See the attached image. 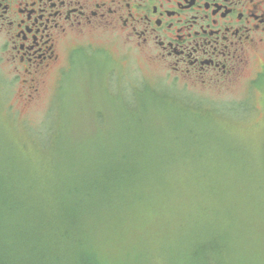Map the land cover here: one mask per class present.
<instances>
[{"label":"rangeland","instance_id":"374dc122","mask_svg":"<svg viewBox=\"0 0 264 264\" xmlns=\"http://www.w3.org/2000/svg\"><path fill=\"white\" fill-rule=\"evenodd\" d=\"M59 53L46 87L32 101L20 83L6 82L8 69L0 64V155L6 163L21 162L18 156L28 160L19 150L38 146L49 152L56 178L64 167L63 150L92 148L98 128L105 136L112 130L109 139L95 141L104 147L159 146L164 166L170 167L163 176L170 188L181 192L170 196L168 204L178 201L184 208L173 209L169 226L175 253L184 254L187 249L185 166L196 165L199 183L205 184L203 172L209 167L211 179L230 194L224 207L236 211V226L232 222L226 226L236 227L248 242L251 250L243 258L264 264V127L258 116L232 113L233 103L248 96L247 88L167 86L156 65L109 30L72 37ZM216 114L230 123L215 126L206 116ZM9 115L23 124L14 127V136L1 120L12 122ZM24 133L30 135L29 141L22 138ZM136 134L143 144L127 138ZM112 137L117 139L112 141ZM258 245H262L260 250H256ZM161 264L172 263L166 258Z\"/></svg>","mask_w":264,"mask_h":264},{"label":"trees","instance_id":"16d2710c","mask_svg":"<svg viewBox=\"0 0 264 264\" xmlns=\"http://www.w3.org/2000/svg\"><path fill=\"white\" fill-rule=\"evenodd\" d=\"M206 117L218 127L230 123L218 114ZM10 118L1 120L13 135L23 124ZM111 131L105 136L98 128L92 148L63 150L64 167L56 178L49 152L38 146L19 150L29 157L18 156L21 162L6 163L0 155V264H161L166 258L172 264H261L243 258L251 250L248 242L236 227L227 228L229 222L236 226L237 216L224 207L230 194L211 179L209 167L205 184L199 183L196 165L185 166L187 249L177 255L169 226L174 210L184 208L178 201L168 204L181 192L163 176L170 167L159 146L95 143L109 139ZM29 136L22 134L28 141ZM127 138L143 144L138 134Z\"/></svg>","mask_w":264,"mask_h":264},{"label":"flooded vegetation","instance_id":"af4514ba","mask_svg":"<svg viewBox=\"0 0 264 264\" xmlns=\"http://www.w3.org/2000/svg\"><path fill=\"white\" fill-rule=\"evenodd\" d=\"M101 30L156 65L167 86L244 85L233 113L264 127V0H0L6 82L36 99L65 42Z\"/></svg>","mask_w":264,"mask_h":264}]
</instances>
